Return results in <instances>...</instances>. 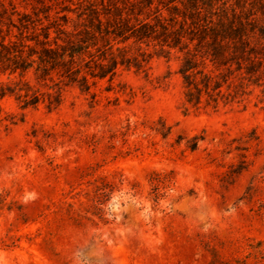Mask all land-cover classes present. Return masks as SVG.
Here are the masks:
<instances>
[{
	"label": "rangeland",
	"instance_id": "1",
	"mask_svg": "<svg viewBox=\"0 0 264 264\" xmlns=\"http://www.w3.org/2000/svg\"><path fill=\"white\" fill-rule=\"evenodd\" d=\"M179 64L120 68L90 93L68 88L52 111L0 98V264H264V102L186 111ZM92 165L126 179L107 223L64 202ZM154 170L174 177L158 200Z\"/></svg>",
	"mask_w": 264,
	"mask_h": 264
},
{
	"label": "trees",
	"instance_id": "2",
	"mask_svg": "<svg viewBox=\"0 0 264 264\" xmlns=\"http://www.w3.org/2000/svg\"><path fill=\"white\" fill-rule=\"evenodd\" d=\"M37 2L28 11L0 0V74H7L0 98L12 95L22 109H58L68 88L90 93L120 68L148 72L154 57L179 60L186 111L255 93L264 102V0H78L61 9ZM94 174L92 165L86 187L68 190L64 202L69 212L107 223L105 207L126 179ZM149 181L158 200L173 171L154 170Z\"/></svg>",
	"mask_w": 264,
	"mask_h": 264
}]
</instances>
